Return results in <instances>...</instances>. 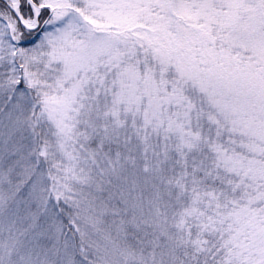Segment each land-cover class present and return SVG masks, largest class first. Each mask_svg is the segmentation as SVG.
<instances>
[{"label": "snow or ice", "instance_id": "obj_1", "mask_svg": "<svg viewBox=\"0 0 264 264\" xmlns=\"http://www.w3.org/2000/svg\"><path fill=\"white\" fill-rule=\"evenodd\" d=\"M0 264H264V0H0Z\"/></svg>", "mask_w": 264, "mask_h": 264}]
</instances>
